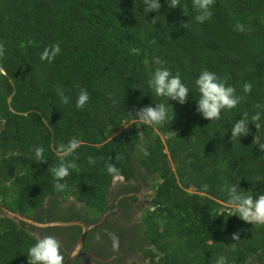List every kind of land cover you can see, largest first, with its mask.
I'll list each match as a JSON object with an SVG mask.
<instances>
[{"label": "trees", "instance_id": "1", "mask_svg": "<svg viewBox=\"0 0 264 264\" xmlns=\"http://www.w3.org/2000/svg\"><path fill=\"white\" fill-rule=\"evenodd\" d=\"M142 2L0 0V205L38 222L67 220L44 208L55 196L58 207V198H73L99 215L113 181L106 163L126 181L145 170L155 176L154 203L143 218L149 264H214L217 254L227 264H264V225L233 214L224 191L238 184L246 195L264 192V120L230 137L236 119L264 106V0H215L203 24L192 0H180V8L161 0V10L146 17ZM57 43L61 52L42 61ZM153 55L191 88L184 104L169 99L173 118L160 125L135 116L141 107L167 104L148 83ZM203 69L245 96L219 120L195 110ZM245 82L251 93H243ZM81 89L90 98L77 109ZM72 137L81 144L69 157L77 168L57 191L50 167L59 162L58 145ZM33 145L43 146L45 161L32 160ZM89 156L98 158L95 165ZM1 214L0 264H27L41 230Z\"/></svg>", "mask_w": 264, "mask_h": 264}, {"label": "clouds", "instance_id": "2", "mask_svg": "<svg viewBox=\"0 0 264 264\" xmlns=\"http://www.w3.org/2000/svg\"><path fill=\"white\" fill-rule=\"evenodd\" d=\"M169 8H177L180 0H164ZM215 0H192V10L195 13L194 19L197 23L203 24L210 21L214 15L213 4ZM144 17L149 13L156 14L161 10V0H143L142 7ZM238 30L243 31L242 26H237ZM133 52L136 50L133 49ZM61 52L60 45L54 44L46 48L40 59L51 63L55 57ZM4 54L3 46L0 45V56ZM152 64L155 66L154 72L150 74L148 83L152 88L155 96L166 98L165 103H154L155 106L147 105L139 108L135 112V116L142 122L160 125L168 122L173 118L172 108L168 105L169 99L184 104L189 101L191 88L182 80L179 74H173L171 69L164 65V61L153 55ZM252 84L245 82L243 85V93H251ZM195 88L198 96L195 99L196 112L209 121L219 120L222 110H232L237 108L244 95H238L234 86L229 84L227 80L221 77L215 71L203 69L195 79ZM61 95H63L61 93ZM89 92L87 89H81L75 100L77 109L83 108L89 101ZM64 103L69 102L68 97H64ZM260 110L254 112L249 119L247 113H243L240 119H236L230 129L231 138H240L248 131L249 122H255L256 127H260V122L264 120V106H257ZM81 146L80 140L72 137L67 143H60L57 147L58 163L50 167V174L57 191H63L66 187L65 178L77 168L74 159H69ZM264 150V144L260 146ZM44 148L41 145H33L30 147L32 160L35 162L45 161ZM96 157L89 156L88 164L95 165ZM119 159V158H118ZM106 171L112 176L113 182L122 181L123 176L112 163H106ZM207 186L205 185V188ZM224 191L227 194V205L233 209V214H236L241 220L250 223L251 225H264V192L246 195L240 191L238 184H233L226 187ZM238 237L234 234L233 239ZM113 247H118V241L113 237ZM27 264H65V256L61 251L60 242L51 235L34 236L33 242L27 248ZM214 264H227V257L222 254L215 256Z\"/></svg>", "mask_w": 264, "mask_h": 264}, {"label": "flooded vegetation", "instance_id": "3", "mask_svg": "<svg viewBox=\"0 0 264 264\" xmlns=\"http://www.w3.org/2000/svg\"><path fill=\"white\" fill-rule=\"evenodd\" d=\"M154 181L155 176L148 175L145 170L138 171L130 180L123 178L115 183L112 181L107 206L99 215L88 212L73 198H58L60 207L53 204V198H57L55 196L44 203L47 212L54 211L59 219L68 218L59 222L79 220L87 225H96L101 221L100 227L87 234L82 249L83 253L95 257L80 256L72 264H149V249L152 245L146 238L143 218L154 203ZM30 218L33 219V216ZM44 222L51 220L45 218ZM38 229L41 230V236L51 235L60 242L65 259L81 233L77 225L36 227ZM113 237L118 241L116 248L113 247Z\"/></svg>", "mask_w": 264, "mask_h": 264}, {"label": "water", "instance_id": "4", "mask_svg": "<svg viewBox=\"0 0 264 264\" xmlns=\"http://www.w3.org/2000/svg\"><path fill=\"white\" fill-rule=\"evenodd\" d=\"M0 210L2 212L1 215L10 218L12 220H15L17 223L24 222L28 225H32L35 227H47V226H57V227H66V226H72V225H77L81 228V233L78 237V239L75 241V243L72 245V247L69 249L67 252V257L65 259V264H72L73 261L80 257V256H87V257H95V255L91 254H85L83 253L82 249L84 246V241L87 236V234L94 228L100 227L101 221L98 222L96 225H87L79 220H73V221H68V222H59V221H51V222H37L30 217H25L19 213L10 211L6 209L4 206L0 205Z\"/></svg>", "mask_w": 264, "mask_h": 264}]
</instances>
